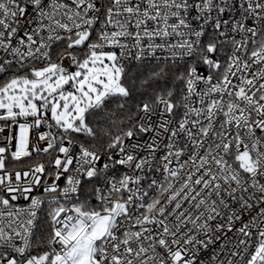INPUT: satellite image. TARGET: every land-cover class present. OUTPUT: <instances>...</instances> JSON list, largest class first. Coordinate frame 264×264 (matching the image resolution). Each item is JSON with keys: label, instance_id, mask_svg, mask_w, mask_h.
<instances>
[{"label": "snow or ice", "instance_id": "6c2138e0", "mask_svg": "<svg viewBox=\"0 0 264 264\" xmlns=\"http://www.w3.org/2000/svg\"><path fill=\"white\" fill-rule=\"evenodd\" d=\"M0 264H264V0H0Z\"/></svg>", "mask_w": 264, "mask_h": 264}, {"label": "built area", "instance_id": "2783aa9c", "mask_svg": "<svg viewBox=\"0 0 264 264\" xmlns=\"http://www.w3.org/2000/svg\"><path fill=\"white\" fill-rule=\"evenodd\" d=\"M65 63L67 64V61H65ZM150 135H143L142 137H140L141 141L144 139H149ZM136 141L134 140L133 143H135ZM125 169L122 166L117 165L115 167V169L113 170V174H119L122 173Z\"/></svg>", "mask_w": 264, "mask_h": 264}]
</instances>
